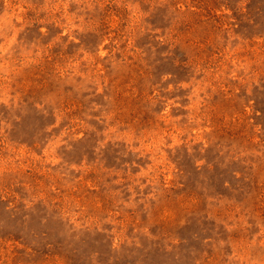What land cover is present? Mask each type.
Listing matches in <instances>:
<instances>
[{
  "label": "rangeland",
  "instance_id": "374dc122",
  "mask_svg": "<svg viewBox=\"0 0 264 264\" xmlns=\"http://www.w3.org/2000/svg\"><path fill=\"white\" fill-rule=\"evenodd\" d=\"M0 264H264V0H0Z\"/></svg>",
  "mask_w": 264,
  "mask_h": 264
}]
</instances>
